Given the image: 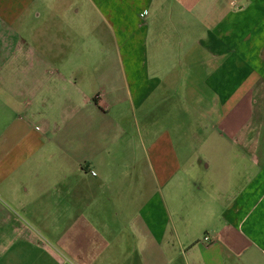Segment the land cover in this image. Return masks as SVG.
I'll return each mask as SVG.
<instances>
[{"label": "crops", "instance_id": "1", "mask_svg": "<svg viewBox=\"0 0 264 264\" xmlns=\"http://www.w3.org/2000/svg\"><path fill=\"white\" fill-rule=\"evenodd\" d=\"M51 1L0 0V264H264V0Z\"/></svg>", "mask_w": 264, "mask_h": 264}, {"label": "rangeland", "instance_id": "2", "mask_svg": "<svg viewBox=\"0 0 264 264\" xmlns=\"http://www.w3.org/2000/svg\"><path fill=\"white\" fill-rule=\"evenodd\" d=\"M38 1L40 3L42 0H38ZM57 3H58V0H52L50 2V6H56ZM58 10L59 9L57 8L56 11H58ZM11 32L12 31L10 29L6 28L5 26L0 27V72L1 71H5V70L9 71V70L15 68V64H14V62L12 61V59H11V57L9 55H10V51L14 48L15 44H18L21 41V38H20V35L17 34L16 32H14V33H11ZM101 33H103V32L100 30V34ZM103 35H101L103 38L99 34H95L94 37L98 39V43L101 44L100 47L103 46V48H105V50H104L105 51V54H104L105 56L103 57L102 60L100 59V60L96 61L95 62L96 64L95 65L93 64V66H92L90 71H97V72L100 73L103 69H105V70H107V69L118 70L117 69V64L114 63V61H115V53L112 52V45L109 43L107 37L105 35L104 36ZM94 48H95V46L93 47L92 51H94ZM15 50H16V48H14L13 52H15ZM16 52H17V55H18L19 54L18 50H16ZM98 53H100V52L98 51ZM98 53L96 52V59L99 58V54ZM100 56H102V55L100 54ZM17 62L18 63L22 62L23 64L25 63V62L20 61V60H18ZM117 72L118 71H116V74H117ZM1 82L4 83L3 81H1ZM99 82L101 83L102 81L99 79ZM92 84H94V82H92ZM112 114L113 113L111 112L110 116ZM48 115H49V117H53L54 115H57L56 107L50 109ZM202 150L203 149H198V151L196 153L198 155H202L203 154ZM120 159L121 158H116V156H115V157H113L112 163L115 166H118ZM124 161H125V159H124ZM115 166L113 167V169L114 168L115 169L112 170L111 174H109L110 175L109 182L113 186H115L118 183L121 184V182L123 181L121 174L117 173V168ZM93 175H95V174L93 173ZM97 175H98V173H97ZM100 175L101 176L104 175V172H102V170L99 173V176ZM111 175H113V176H111ZM123 186L126 187V182L125 181L123 183ZM132 192L133 191L131 190L130 191V195H129L128 200H127L126 206H123L122 205L123 202H122L119 206L116 205V210H113V208L107 204L106 200H102L101 196H99L100 200L98 201V204L95 206L97 208V212H99V214L103 215V216L105 215V212H109V211H112V213H114V212L118 213L120 216L122 215L121 214L122 211H123L124 214H126L128 212L129 213L132 212V208L133 207H132V204L130 205V201H129L130 200V196H132ZM124 222H125V219H124V216L122 215V218L119 219L118 221H114V224H115L116 227H118V226H121L122 223H124ZM115 238H117V237L115 236ZM129 245L131 246L132 244L129 243ZM134 264H136V261H135Z\"/></svg>", "mask_w": 264, "mask_h": 264}, {"label": "built area", "instance_id": "3", "mask_svg": "<svg viewBox=\"0 0 264 264\" xmlns=\"http://www.w3.org/2000/svg\"><path fill=\"white\" fill-rule=\"evenodd\" d=\"M143 14H145V11L143 12ZM203 240L204 241H209V238L208 237H204Z\"/></svg>", "mask_w": 264, "mask_h": 264}]
</instances>
